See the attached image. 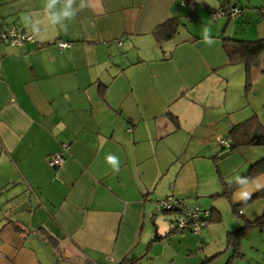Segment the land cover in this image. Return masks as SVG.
Instances as JSON below:
<instances>
[{"label":"crops","instance_id":"1","mask_svg":"<svg viewBox=\"0 0 264 264\" xmlns=\"http://www.w3.org/2000/svg\"><path fill=\"white\" fill-rule=\"evenodd\" d=\"M245 5L254 10L235 27L213 15L221 0H0V29L37 37L0 44V264H123L151 246L166 195L209 209L224 190L218 138L254 113L264 123V53L247 93L245 66L228 64L222 41L264 37V0ZM177 16L178 33L159 44L154 30ZM246 147L242 164L220 167L224 180L264 157ZM262 189L264 173L232 200ZM261 197L246 218L263 214Z\"/></svg>","mask_w":264,"mask_h":264},{"label":"rangeland","instance_id":"2","mask_svg":"<svg viewBox=\"0 0 264 264\" xmlns=\"http://www.w3.org/2000/svg\"><path fill=\"white\" fill-rule=\"evenodd\" d=\"M241 2L245 5L246 0H241ZM248 7L249 10L246 9L247 12L254 10L253 7ZM211 21L214 20L211 19ZM222 21H225V23L228 21L235 27L238 26L237 24H243L241 23L243 21L238 22L236 19L227 17H223ZM252 78L254 80L256 76L253 74ZM101 86L103 87V85ZM246 92L250 93L249 90ZM243 148L245 150L251 149L246 146L241 147L222 159H214L213 165L216 161L217 163L219 162L222 171L226 172L234 168V166L242 164L244 152L241 149ZM255 149L264 153V147H256ZM225 159H227L226 162L222 163ZM217 173L219 174L218 170ZM219 179L220 185L223 187L221 174H219ZM231 180H227L228 183L232 182ZM262 198H256L252 202L242 205L239 212L234 209L233 202L226 196H211V198L207 199L209 201L206 202V206L211 209L212 203L215 202L221 210L223 220L208 221L206 223L207 227H204L199 234H194L188 230L183 232L180 229H176L175 222L171 221V219L175 218V213L167 211L156 212L157 219L154 223L151 222L154 229V233H152L154 241L149 243L151 245L149 249L138 255L139 259L135 264H264V227H250L236 238V242L229 244L230 226H233L236 221H240L244 225L247 224V220L250 219L246 218L242 213L247 206L254 205ZM184 199L192 210H197V207L205 209L202 205L200 207L198 204H194L192 199L190 201L186 198ZM157 210H159L158 205ZM235 243H237V246ZM145 252L146 256L141 257Z\"/></svg>","mask_w":264,"mask_h":264},{"label":"trees","instance_id":"3","mask_svg":"<svg viewBox=\"0 0 264 264\" xmlns=\"http://www.w3.org/2000/svg\"><path fill=\"white\" fill-rule=\"evenodd\" d=\"M228 3L231 4H238L246 12L250 5H242L240 0H227ZM225 0L221 1V8L225 10ZM261 8V7H260ZM263 10V8L261 9ZM264 12V10H263ZM238 16L235 19H238L244 15ZM231 19L230 17H227ZM182 25V20L180 17H172L164 22L162 25L158 26L153 34L156 41L159 44H163L165 41L172 39L179 31ZM223 46L225 53L228 57V64L234 65L242 63L246 69V84L245 88L246 91L251 89L254 85L256 79L262 74L263 69L261 68V59L264 53V37L257 38V39H243L239 37L233 36H223L222 37ZM253 74L256 78L253 80ZM171 120L174 122L176 126H179L180 122L178 117L173 113H169ZM224 139L228 140V145L222 144L219 139L218 141L222 145V151L224 152L221 156L214 155L213 159H222L233 152L239 150L241 147L251 146V147H264V123L260 120L256 113L252 114L248 118L238 123H235L231 126L229 135L227 137H223ZM216 168L221 174V180L224 185L223 192L216 194L218 196H226L233 202L232 194L233 192L241 187L243 184L253 180L258 175L264 173V157L254 162L248 172L238 177L236 180L228 183L226 179L224 180V176L221 173L219 162L216 161ZM264 195V189L260 190L256 194L252 196V198L248 199L245 202L236 204L233 202V207L235 210L240 212V208L242 205L252 202L254 199L259 198ZM176 196V195H175ZM183 198V197H182ZM201 212L202 219L205 222L211 220H221L222 215L220 210L215 207L211 209H198ZM166 212V210H164ZM169 212V211H167ZM206 212L208 214H206ZM176 214H178L176 212ZM218 214V215H217ZM177 218V217H176ZM176 222V219H175ZM247 224L243 225L242 227L238 228V230L231 231L229 244L232 242H236V238H238L243 232H245L250 227H264V212L261 216L257 217L254 220H247ZM175 228H177V224H175ZM232 236V237H231ZM49 242L55 247L58 248L59 245L57 241L54 239L49 238ZM237 246V243H235ZM238 248V247H237ZM213 257V256H212ZM211 257V258H212ZM65 264H75L72 262L70 258L65 257L64 259ZM210 260V259H209ZM138 261V258L127 259L126 262L123 264H135Z\"/></svg>","mask_w":264,"mask_h":264},{"label":"built area","instance_id":"4","mask_svg":"<svg viewBox=\"0 0 264 264\" xmlns=\"http://www.w3.org/2000/svg\"><path fill=\"white\" fill-rule=\"evenodd\" d=\"M222 1V0H221ZM225 10L219 7L214 10L213 15L215 17L226 16L231 19H235L238 16H241L244 13V10L238 4H231L225 0ZM189 8L193 9L195 7V3L190 1L187 3ZM37 41V37L34 33H31L19 26L16 23H9L1 27L0 29V44L4 42H10L15 45H22L27 42H35ZM118 43L121 44V40H118ZM58 45L62 48L69 47L71 44L67 41H59ZM222 144L228 145V140L223 137L218 138ZM48 162L52 167L58 168L64 165L65 156L63 152H55L52 153ZM159 211H169V212H177L176 224L177 228L184 231L188 230L193 232L194 234H199L203 231L204 227H206V223L201 217V212L198 210H192L188 205L184 198L177 197L174 194H168L164 198L159 201L158 204ZM206 214H208L206 212Z\"/></svg>","mask_w":264,"mask_h":264},{"label":"clouds","instance_id":"5","mask_svg":"<svg viewBox=\"0 0 264 264\" xmlns=\"http://www.w3.org/2000/svg\"><path fill=\"white\" fill-rule=\"evenodd\" d=\"M65 15H67V13H65ZM205 30H208V29L206 28ZM106 159L108 160V162H111V163L115 164V160H114V158L111 155H109ZM250 198H251V193H245L244 194V199L246 201L248 199H250Z\"/></svg>","mask_w":264,"mask_h":264}]
</instances>
